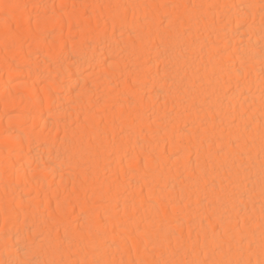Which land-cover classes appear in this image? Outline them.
<instances>
[{
    "label": "bare ground",
    "instance_id": "obj_1",
    "mask_svg": "<svg viewBox=\"0 0 264 264\" xmlns=\"http://www.w3.org/2000/svg\"><path fill=\"white\" fill-rule=\"evenodd\" d=\"M0 264H264V0H0Z\"/></svg>",
    "mask_w": 264,
    "mask_h": 264
},
{
    "label": "rangeland",
    "instance_id": "obj_2",
    "mask_svg": "<svg viewBox=\"0 0 264 264\" xmlns=\"http://www.w3.org/2000/svg\"><path fill=\"white\" fill-rule=\"evenodd\" d=\"M14 83H15V81L14 82H12L11 83V86H14ZM34 165H32V167H33ZM41 170V168L40 169H38V171H40ZM19 207L21 206V205H18ZM21 207H24L23 205L21 206ZM20 207V208H21ZM79 221H77V219H74V222L77 224V222L80 224V222H82L83 220H82V218L81 219H78ZM127 233H129L128 235H131V233L130 232H126V234ZM95 262H97L96 260H94Z\"/></svg>",
    "mask_w": 264,
    "mask_h": 264
}]
</instances>
